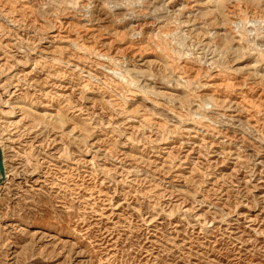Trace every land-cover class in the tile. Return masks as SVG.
<instances>
[{
    "label": "rangeland",
    "instance_id": "obj_1",
    "mask_svg": "<svg viewBox=\"0 0 264 264\" xmlns=\"http://www.w3.org/2000/svg\"><path fill=\"white\" fill-rule=\"evenodd\" d=\"M256 19L264 0H0V264H264Z\"/></svg>",
    "mask_w": 264,
    "mask_h": 264
},
{
    "label": "clouds",
    "instance_id": "obj_2",
    "mask_svg": "<svg viewBox=\"0 0 264 264\" xmlns=\"http://www.w3.org/2000/svg\"><path fill=\"white\" fill-rule=\"evenodd\" d=\"M243 31L246 36L247 46L238 50L239 59H243L248 55H254L258 57V60L252 67L257 68L261 63H264V44L260 43L261 40H264V20L244 21Z\"/></svg>",
    "mask_w": 264,
    "mask_h": 264
},
{
    "label": "water",
    "instance_id": "obj_3",
    "mask_svg": "<svg viewBox=\"0 0 264 264\" xmlns=\"http://www.w3.org/2000/svg\"><path fill=\"white\" fill-rule=\"evenodd\" d=\"M7 178L6 169H5V161H4V153L0 146V185H2Z\"/></svg>",
    "mask_w": 264,
    "mask_h": 264
},
{
    "label": "bare ground",
    "instance_id": "obj_4",
    "mask_svg": "<svg viewBox=\"0 0 264 264\" xmlns=\"http://www.w3.org/2000/svg\"><path fill=\"white\" fill-rule=\"evenodd\" d=\"M1 146V145H0ZM2 148V147H1ZM3 150V149H2ZM4 153V152H3ZM4 161H5V158H4ZM6 169V168H5ZM6 174H7V170H6Z\"/></svg>",
    "mask_w": 264,
    "mask_h": 264
}]
</instances>
